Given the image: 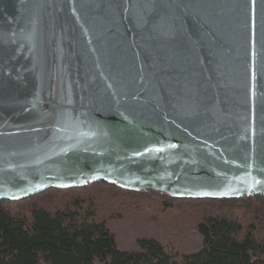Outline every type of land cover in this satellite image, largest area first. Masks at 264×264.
I'll use <instances>...</instances> for the list:
<instances>
[{
	"label": "water",
	"instance_id": "1",
	"mask_svg": "<svg viewBox=\"0 0 264 264\" xmlns=\"http://www.w3.org/2000/svg\"><path fill=\"white\" fill-rule=\"evenodd\" d=\"M98 181L264 195V0H0V199Z\"/></svg>",
	"mask_w": 264,
	"mask_h": 264
},
{
	"label": "trees",
	"instance_id": "2",
	"mask_svg": "<svg viewBox=\"0 0 264 264\" xmlns=\"http://www.w3.org/2000/svg\"><path fill=\"white\" fill-rule=\"evenodd\" d=\"M186 210L198 214L190 226ZM182 225L195 232H167ZM0 264H264V195L177 198L98 181L0 199Z\"/></svg>",
	"mask_w": 264,
	"mask_h": 264
},
{
	"label": "rangeland",
	"instance_id": "3",
	"mask_svg": "<svg viewBox=\"0 0 264 264\" xmlns=\"http://www.w3.org/2000/svg\"><path fill=\"white\" fill-rule=\"evenodd\" d=\"M103 195H99L98 196V198H100V197H102ZM51 202V201H50ZM134 202V201H133ZM139 203V202H138ZM138 203H134V205H136L137 206V204ZM106 206H110L112 209H113V206L110 204V203H106ZM137 207H139V206H137ZM107 210V209H106ZM186 212H188L187 213V215L189 214V213H191V214H195L194 213V211H190V210H186ZM155 214H157V213H153L152 215L154 216ZM178 215H180V212L179 213H177ZM176 214V215H177ZM151 215V214H150ZM176 215H174V216H172V215H170V217H172V219L173 220H176V217L179 219V217L180 216H176ZM182 215L181 217H184L183 219L185 220V222H188V226H190V225H192V218L190 217V215ZM196 216L198 215V214H195ZM186 216V217H185ZM169 219V218H168ZM189 219H190V222H189ZM146 225V224H145ZM148 225V224H147ZM179 228H175V229H172V230H168L167 232L169 233V235L171 234V235H176V234H172V233H177L179 236H182V235H184V234H190V233H193V232H195L194 230L193 231H191L190 229V231L188 232V229L186 230V232H184L183 233V231H181V229L184 227V225H182V226H178ZM184 230V229H183ZM178 236V237H179Z\"/></svg>",
	"mask_w": 264,
	"mask_h": 264
}]
</instances>
